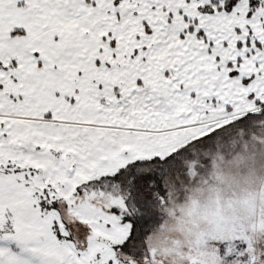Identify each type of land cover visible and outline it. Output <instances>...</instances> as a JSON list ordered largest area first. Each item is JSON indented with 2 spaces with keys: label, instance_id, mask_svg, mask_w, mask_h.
I'll use <instances>...</instances> for the list:
<instances>
[{
  "label": "snow or ice",
  "instance_id": "obj_1",
  "mask_svg": "<svg viewBox=\"0 0 264 264\" xmlns=\"http://www.w3.org/2000/svg\"><path fill=\"white\" fill-rule=\"evenodd\" d=\"M0 264H264V0H0Z\"/></svg>",
  "mask_w": 264,
  "mask_h": 264
},
{
  "label": "rangeland",
  "instance_id": "obj_2",
  "mask_svg": "<svg viewBox=\"0 0 264 264\" xmlns=\"http://www.w3.org/2000/svg\"><path fill=\"white\" fill-rule=\"evenodd\" d=\"M179 210H180V206H177L176 211ZM171 215H174V213L170 212V216ZM230 215H232L233 217H238L240 219H243L244 221H248L250 217V210L244 206H237L231 209ZM164 227H165V231L168 233L180 230L181 229L180 218L177 217L174 220L173 219L167 220Z\"/></svg>",
  "mask_w": 264,
  "mask_h": 264
}]
</instances>
